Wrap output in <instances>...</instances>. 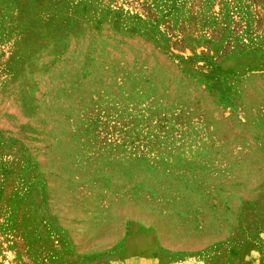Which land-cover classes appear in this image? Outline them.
I'll use <instances>...</instances> for the list:
<instances>
[{
  "label": "rangeland",
  "instance_id": "1",
  "mask_svg": "<svg viewBox=\"0 0 264 264\" xmlns=\"http://www.w3.org/2000/svg\"><path fill=\"white\" fill-rule=\"evenodd\" d=\"M0 264H264V0H0Z\"/></svg>",
  "mask_w": 264,
  "mask_h": 264
}]
</instances>
